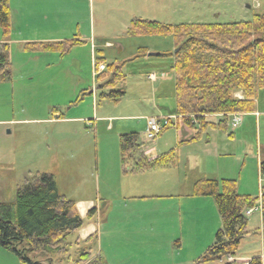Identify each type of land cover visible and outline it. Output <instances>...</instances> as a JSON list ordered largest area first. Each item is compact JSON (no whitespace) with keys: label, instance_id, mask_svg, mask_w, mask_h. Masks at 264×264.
Segmentation results:
<instances>
[{"label":"rangeland","instance_id":"374dc122","mask_svg":"<svg viewBox=\"0 0 264 264\" xmlns=\"http://www.w3.org/2000/svg\"><path fill=\"white\" fill-rule=\"evenodd\" d=\"M82 2L83 0H71V6L65 5V9L72 7L74 14L70 17L71 23L66 20V16L60 22L58 36L62 39L58 42L80 40L82 36H88L93 27L92 53H89L90 44L86 40L84 46L73 47L65 56L26 51L17 42L11 45L8 62L11 74L8 79L0 81V122H15L6 125L0 123V201H13L24 177L35 172L52 175L57 191L69 200L92 201L96 213L90 223H97L99 226V223H103L104 232L96 235L95 244L89 246H75L76 233L70 235L67 241L71 243L69 254L72 261L68 264H76V252L80 248L89 251L91 258L95 257L101 238V247L106 250H103L101 257L106 264H223L220 261H199L214 242L215 233L221 228L212 198H206L211 200L207 202L209 207L202 204L204 213H197V216L188 212L189 215L193 214L189 216L188 229L185 223L182 224L177 219L180 214L178 202L175 200L171 205L174 200L172 197L178 194V190L152 193L149 187L140 191L137 187L143 181L152 184L158 179L152 174L149 178L136 177L129 168H126L130 170L129 173H123L125 176L121 177L116 171V164L112 168V163L120 164L121 167L120 160L115 162L117 154L119 155V136L132 132L128 130L135 128L141 116L167 115L173 112L176 104L172 70L173 55L177 49L175 41L170 36L132 37L127 35V28L136 19L164 25L249 21L255 15L264 13V2L85 0L89 11L92 10L94 14L91 29L88 19L87 22L80 20L76 24ZM8 39L3 40L0 31V43H7ZM139 49L143 50L140 52ZM160 53L162 56H157ZM97 55L103 57L102 65L114 61L124 64L122 71L126 77V94L117 104L97 100L100 90L97 88V80H94L95 83L92 81L90 68L92 63H96ZM149 75H154L157 80L153 82L148 78ZM91 91L96 95L94 100ZM261 91L263 89L258 93ZM261 97L264 98V92ZM58 115L63 118L85 119L80 123L53 124ZM96 117L114 119L108 121ZM34 119L39 121H33ZM61 120L58 119V122ZM109 123L113 126L111 131L107 128ZM228 124L226 130L231 131ZM173 127L166 128L151 142L145 141L144 134L142 136L138 132L140 140L135 155L147 159L143 153L157 138L162 147L164 142H171L173 130L170 128ZM118 132L122 134L117 135ZM249 132V139L256 138L250 125ZM212 166L208 163L209 169ZM194 169L195 174V166L191 167L192 171ZM247 172H242V181H245ZM106 186L108 193L104 189ZM262 186L264 187V183ZM249 188H252L251 185ZM240 189L245 192L242 187ZM236 192L238 193L237 190ZM152 194L166 198L149 201L165 202L150 204L130 200L129 204L123 203L127 196H153ZM251 194L253 195L249 196L252 198L260 199L258 191ZM102 198H109L111 205L106 207ZM210 210L215 217L211 218ZM259 214L257 206L248 215V234L241 240L236 254L239 257H260L264 264V227H259ZM124 218L125 223L122 221ZM171 218L176 222L170 223ZM115 221H118L117 225L114 224ZM184 221L188 220L184 218L182 222ZM107 232L111 235H102ZM29 257L32 261L39 260L32 254ZM40 263L48 264L47 261ZM0 264L26 263L0 248Z\"/></svg>","mask_w":264,"mask_h":264},{"label":"trees","instance_id":"16d2710c","mask_svg":"<svg viewBox=\"0 0 264 264\" xmlns=\"http://www.w3.org/2000/svg\"><path fill=\"white\" fill-rule=\"evenodd\" d=\"M0 31L3 40L8 39L12 31L9 0H0ZM127 35L170 36L175 41L174 114L196 130L195 136L187 142L197 140L208 128L226 130L231 114L254 111L256 95L260 89H264V13L255 15L249 21L228 24L164 25L136 19L127 28ZM83 43L76 39L26 43L22 49L65 56L73 47ZM142 50L139 49L140 52ZM95 61L96 66L104 63L103 57L98 55ZM8 62L9 47L2 42L0 81L10 77ZM123 66V62L118 61L105 64V70L96 77L100 90L97 96L99 102L117 104L125 96ZM235 92H241L242 99L234 98ZM211 116L220 118L213 123L208 119ZM58 118H62V115H58ZM139 140L136 133L119 136L123 170L129 168L131 172H145L174 165V152L154 160L135 155ZM261 170L264 172V163ZM191 195L212 198L221 222L214 242L199 261L235 264L227 259L234 257L242 238L248 234L247 211H253L258 206L264 227V191L260 199H256L238 194L234 180L205 179L192 185ZM94 215L95 209H91L84 219L81 218L76 203L57 191L52 175L29 173L17 188L13 201H0V248L26 264H41V261L68 264L72 261L68 237L89 224ZM94 239V235L83 241L77 239L74 245L89 246ZM31 254L39 260L32 261L29 257ZM76 254V264H105L99 255L91 258L84 248L77 249ZM247 264H262L261 258H251Z\"/></svg>","mask_w":264,"mask_h":264},{"label":"crops","instance_id":"0c3cea01","mask_svg":"<svg viewBox=\"0 0 264 264\" xmlns=\"http://www.w3.org/2000/svg\"><path fill=\"white\" fill-rule=\"evenodd\" d=\"M66 6H71V0H9V7L11 12V25L12 31L8 39V47L11 49L12 43L26 44V43H38V42H58L62 38L58 36V29L61 27V21L66 16V20L71 23L70 17L74 12H72V7L65 9ZM91 26H93L94 14L93 11H89L88 5H86L85 0L82 2V9L79 17L76 16V24L80 20H86ZM43 33V34H42ZM94 28L92 27L88 36H82L80 41L84 42L81 46H84L86 41H89L90 48L88 47L89 53H92L93 47H91V43L94 39ZM109 44V43H107ZM151 56V54H148ZM162 54H158L159 56ZM91 63V59H90ZM91 65V64H90ZM93 66L92 63L91 68V77L93 83H95V78L93 76ZM173 70V64H172ZM153 82L157 79L154 75H149ZM92 83V82H91ZM99 88V86H97ZM92 90V89H91ZM263 91L257 93L256 98L254 100L255 109L250 113H240L242 114V121L240 126L234 131L222 130L221 128L213 127L208 128L197 140L187 142L191 140L195 134V128H190L187 124H185L181 118L175 120V124L173 128H170L172 131V140L171 142L166 141L162 147V143L157 138L156 141L152 142L150 147H146L147 149L144 151V155L148 160H154L161 157L164 154L174 152L175 153V163L174 165H170L168 167L163 168H155L149 170L147 172H133L136 177L141 176L144 178L145 176L149 178L152 174L158 181H153L152 184H147V181H143L144 183L137 187L140 191H144L150 187L152 193L162 192L164 190H178V194H175L172 198L173 205L176 201L178 202L179 207V221L181 223H185V227L188 228L191 215L188 212H192L197 215L200 212L204 213L203 205H207V202L211 201L209 199L193 197L191 195L192 185L199 180L205 179H213V180H234L236 182V190L240 195H253L251 193H255L258 191L262 195L264 191V187L262 184L264 183V179L262 180L260 177L262 172L261 164L264 163V98L261 97ZM93 100L95 98V93L90 92ZM234 98L242 99L241 92H235L233 94ZM176 105V104H175ZM94 110V109H93ZM174 110L172 113L167 115H147V116H139V123L136 124L135 128H131L128 131H132L129 133H141L143 136L146 121L149 117L167 118L175 116ZM94 115V113H93ZM117 118V117H116ZM219 116H211L209 117V121L213 123H217L219 120ZM58 119H62L58 122ZM85 118H57L53 120V124L58 123H76L81 120L84 121ZM96 119H108L110 121L114 118H97ZM33 121L38 122V119H34ZM230 121V118H229ZM227 122V124L229 123ZM15 122L13 120H4L0 123H12ZM9 125V124H8ZM249 125L254 130V134L256 138L249 139ZM107 128L111 131L113 126L109 123ZM227 128V125H226ZM127 129V128H126ZM245 129V130H244ZM238 130V132H236ZM236 132V133H235ZM125 133V134H129ZM118 134H122V132H118ZM263 134V137L261 138ZM124 135V134H122ZM187 142V143H186ZM110 150V148H109ZM119 152V151H118ZM115 156V155H114ZM120 160V154H117V159ZM119 162V161H118ZM120 163V162H119ZM208 163H211L213 166L209 169ZM116 171L119 172L120 176H125L123 173H129L130 170L122 169L119 167L117 163H112V168L115 167ZM205 164V166L203 165ZM195 166V169L192 171L191 167ZM247 170V174L245 175V181H242V172ZM132 173V172H131ZM192 177V179H190ZM107 181H109L107 179ZM249 185L253 188H249ZM240 187H242L243 191H240ZM105 191L108 193V186H106ZM133 192L134 189L132 188ZM153 196H127L124 198L123 203L129 204L130 200L142 201L153 204V202H165V201H149V200H164L166 197L158 196V194H152ZM260 195V196H261ZM250 196V197H251ZM106 207L111 205V201L109 198L101 199ZM120 200V199H119ZM127 200V201H126ZM176 200V201H175ZM120 202V201H118ZM77 211L81 218H85L89 209L93 208V202L90 200H78L75 201ZM209 207V205H207ZM96 211V209H95ZM194 211V212H193ZM96 213V212H95ZM252 214V211L246 214V218L248 215ZM205 215V214H204ZM211 218L213 216V212L210 210ZM195 216V215H194ZM198 216V215H197ZM105 218V217H104ZM107 218V217H106ZM186 219L188 221L182 222V219ZM259 227H262L261 222V214L257 216ZM125 219H122L123 223H125ZM248 220V219H247ZM176 220L171 218L170 223H174ZM180 223V224H181ZM248 223V221H247ZM88 224L84 226L82 229L76 232L77 239L79 241H83L89 236L94 235L93 245L96 241V235H100V233L104 230L105 225L103 223ZM114 224H118V221H115ZM189 229V228H188ZM215 229V228H214ZM248 231V225H247ZM104 232V231H103ZM105 237L111 235L110 232L102 233ZM245 237V236H244ZM243 237V238H244ZM242 238V239H243ZM100 248L98 254L100 257L103 256L102 252L105 250L102 249L103 238L100 239ZM102 244V245H101ZM99 247V243H98ZM106 251V250H105ZM254 258V257H251ZM248 256H237L230 258V262H234L236 264H247L251 259ZM103 260V258L101 257ZM263 262V261H262ZM105 263V262H104ZM106 264V263H105Z\"/></svg>","mask_w":264,"mask_h":264},{"label":"built area","instance_id":"2783aa9c","mask_svg":"<svg viewBox=\"0 0 264 264\" xmlns=\"http://www.w3.org/2000/svg\"><path fill=\"white\" fill-rule=\"evenodd\" d=\"M104 70V66L100 65L94 68L93 75L97 76ZM180 119L178 116L167 117L164 119H157L150 117L146 121V128L144 131V139L147 142L153 141L164 129L173 126L176 119ZM242 121V114L234 113L230 115V122L228 124L231 131L235 130ZM261 179H264V173L260 174ZM250 212V211H249Z\"/></svg>","mask_w":264,"mask_h":264},{"label":"water","instance_id":"95a60500","mask_svg":"<svg viewBox=\"0 0 264 264\" xmlns=\"http://www.w3.org/2000/svg\"><path fill=\"white\" fill-rule=\"evenodd\" d=\"M175 52H176V50H175ZM175 52H174V53H175Z\"/></svg>","mask_w":264,"mask_h":264}]
</instances>
